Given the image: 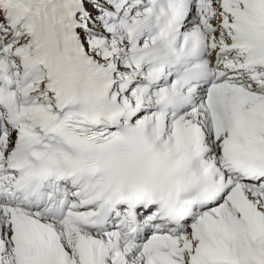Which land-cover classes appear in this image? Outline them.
Here are the masks:
<instances>
[{
  "label": "snow or ice",
  "instance_id": "1",
  "mask_svg": "<svg viewBox=\"0 0 264 264\" xmlns=\"http://www.w3.org/2000/svg\"><path fill=\"white\" fill-rule=\"evenodd\" d=\"M0 264H264V0H0Z\"/></svg>",
  "mask_w": 264,
  "mask_h": 264
}]
</instances>
